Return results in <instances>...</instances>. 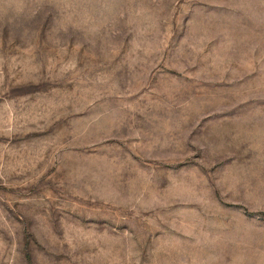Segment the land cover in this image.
Listing matches in <instances>:
<instances>
[{"label":"rangeland","instance_id":"1","mask_svg":"<svg viewBox=\"0 0 264 264\" xmlns=\"http://www.w3.org/2000/svg\"><path fill=\"white\" fill-rule=\"evenodd\" d=\"M0 264H264V0H0Z\"/></svg>","mask_w":264,"mask_h":264}]
</instances>
